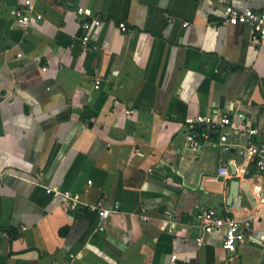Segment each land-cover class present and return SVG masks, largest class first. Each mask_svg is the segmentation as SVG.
I'll use <instances>...</instances> for the list:
<instances>
[{
  "label": "crops",
  "instance_id": "crops-1",
  "mask_svg": "<svg viewBox=\"0 0 264 264\" xmlns=\"http://www.w3.org/2000/svg\"><path fill=\"white\" fill-rule=\"evenodd\" d=\"M26 1L0 0V264H264V173L239 154L249 127L264 144V42L220 22L264 0H30L25 29ZM214 114L230 151L216 132L191 149L190 122ZM93 206L115 211L104 231ZM203 209L255 215L235 253L197 245Z\"/></svg>",
  "mask_w": 264,
  "mask_h": 264
},
{
  "label": "built area",
  "instance_id": "built-area-1",
  "mask_svg": "<svg viewBox=\"0 0 264 264\" xmlns=\"http://www.w3.org/2000/svg\"><path fill=\"white\" fill-rule=\"evenodd\" d=\"M209 4H221L223 0H207ZM255 0H246L247 3H252ZM34 12V4L28 0L22 7L13 9L11 15L22 25L28 29L31 23V14ZM79 15H85L83 8L78 9ZM42 15H36V20H42ZM221 25L235 26V25H248L252 30V41L255 44L264 42V10L256 11L251 8H245L243 11L234 9L231 6H225L224 12L221 16ZM102 21L100 19H92L84 21L82 24V44L85 48L90 45L91 38L90 32L93 28L100 27ZM122 32L127 31V26L124 23L119 25ZM46 71V69H44ZM101 85L100 79L96 81L95 88L99 89ZM118 104V102H117ZM132 110H128L127 114H132ZM191 131L187 135V144L193 149L197 150L203 143L212 140V132L219 134L218 146L222 153L230 151L231 145L229 144L230 132L234 128L231 117L228 114H214L209 116H200L190 122ZM249 135V141L244 146H240L239 154L249 161H251L258 171L264 173V144L257 142L254 138L259 135V129L249 127L246 130ZM221 176H228L229 172L226 168L220 169ZM91 184V182H89ZM47 193L55 195H62L66 200H69L73 207L80 205V197L73 196L70 192L61 193L58 189H47ZM264 202V196H260ZM93 211L98 213L101 220L100 230L104 231V222L108 220L113 209H106L100 206H93ZM169 214V213H168ZM255 215L249 216L245 219H240L232 216H221L214 209H203L195 216L197 227L202 232L201 236L197 238V245L204 244L205 235H221L223 241V249L227 254L235 253L237 246L245 241L247 232L252 229ZM6 235V234H5ZM176 256H173V260Z\"/></svg>",
  "mask_w": 264,
  "mask_h": 264
},
{
  "label": "water",
  "instance_id": "water-1",
  "mask_svg": "<svg viewBox=\"0 0 264 264\" xmlns=\"http://www.w3.org/2000/svg\"><path fill=\"white\" fill-rule=\"evenodd\" d=\"M238 194V182H234L233 189L230 195V199L232 200Z\"/></svg>",
  "mask_w": 264,
  "mask_h": 264
}]
</instances>
